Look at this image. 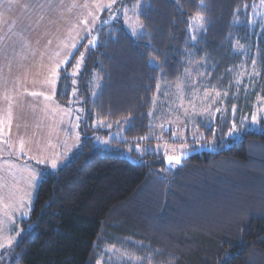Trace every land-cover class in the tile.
<instances>
[{
  "label": "trees",
  "instance_id": "16d2710c",
  "mask_svg": "<svg viewBox=\"0 0 264 264\" xmlns=\"http://www.w3.org/2000/svg\"><path fill=\"white\" fill-rule=\"evenodd\" d=\"M145 1L137 37L120 7L104 14L80 79L83 132L94 120L125 126L126 148L86 138L57 171L40 167L15 264H264V117L261 131L248 125L264 106V32L249 35L234 25L240 8L257 0ZM197 13L206 27L195 35L189 24ZM237 43L259 52L258 76L238 82L253 56L234 53ZM79 55L60 72L55 98L63 106ZM191 59L206 62L210 86L228 94L225 119L202 127L207 141L218 132L224 146L169 168L163 156L131 145L152 133L158 86L180 80ZM233 124L249 131L227 141Z\"/></svg>",
  "mask_w": 264,
  "mask_h": 264
},
{
  "label": "rangeland",
  "instance_id": "374dc122",
  "mask_svg": "<svg viewBox=\"0 0 264 264\" xmlns=\"http://www.w3.org/2000/svg\"><path fill=\"white\" fill-rule=\"evenodd\" d=\"M110 3L111 8L97 7ZM145 3V0H137L133 4L127 0H115V3L112 0H0V264H15L17 261L19 253L13 252V247L23 235L20 222L30 217L41 179L40 167L47 166L52 172L57 171L86 138L104 149L126 148L122 144L126 141L125 126L113 129L105 122L94 120L83 132L80 79L93 47L88 42L91 39L96 41L104 14L120 7L119 14L126 29L137 37L144 31L140 27L139 15ZM137 4L139 8L135 7ZM84 20L88 21L87 25ZM234 25L249 35L262 34L264 0L243 5ZM205 27V22L203 28L194 25L192 32L198 35ZM247 49L240 43L235 45L234 53L246 52L253 56L238 82L245 77L258 76L259 52ZM78 51V61L81 53L84 58L78 71L74 67L68 73L76 83L70 104L63 106L55 98L60 72ZM64 59L68 62L60 64L58 78L53 85L49 82L54 79L52 70ZM205 63L191 59L180 80L158 86L151 111L152 133L141 143L131 145L141 155L150 152L163 156L166 161L168 156L186 154L191 151V146L196 145L197 149L224 146L221 143L225 140H221L218 132L211 141L204 137L205 126H211L217 117L225 119L224 115L229 110L226 103L228 94L210 86L212 75ZM74 71L77 72L75 76L72 75ZM92 84L88 82V85ZM100 88V83L93 85V98ZM33 92L43 95L33 96ZM254 114L257 121L253 123L251 118L248 122L250 127L253 126L250 131H261L263 127L259 123L264 117V106L259 105ZM236 129L231 135L228 133L227 141H238L249 131L248 127L246 130ZM21 140L24 141L23 151ZM114 140L119 144H112ZM127 153H130L129 149ZM33 157L49 163L40 164ZM51 160L58 162L56 169L50 167ZM8 197H20L19 204L13 198L9 207ZM15 204L19 206L15 207ZM114 252L118 251L114 249Z\"/></svg>",
  "mask_w": 264,
  "mask_h": 264
},
{
  "label": "snow or ice",
  "instance_id": "6c2138e0",
  "mask_svg": "<svg viewBox=\"0 0 264 264\" xmlns=\"http://www.w3.org/2000/svg\"><path fill=\"white\" fill-rule=\"evenodd\" d=\"M112 3H115V0H112ZM201 3L203 4V0H201ZM111 6H112L111 3L110 4H107V5H97L98 8H100V7L111 8ZM25 7H27V6H25ZM37 7H39V6L37 5ZM84 7H87V5H84ZM135 7L139 8V4H137ZM125 12H127V9H125ZM91 15H92V13L90 12L89 13V16H91ZM94 19L95 18H93V20ZM191 19H192L193 23L192 24H189V28H193L194 25L199 26L200 28H203L204 22H205V18H204V16L202 14L197 13ZM106 22L107 21H105V23ZM83 23L85 25H87L88 24V21L87 20H84ZM140 27H143V26L140 25ZM135 32H136V29L134 28L133 29V34H135ZM192 39L195 40L196 39V36L193 35L192 36ZM48 43L50 44L51 41H48ZM88 43H89V46H93L94 47L96 42H95L94 39H91V40H89ZM72 47L73 48L76 47L75 43L72 44ZM56 55L58 56L59 55V52H57ZM83 58H84V54L81 53L80 61H78L77 64H76V66H75V68H76L77 71L80 68V63L83 61ZM67 62H68L67 59H64V60L59 61L56 64L55 69L52 70V76L54 77V79H52L51 81H49L50 83H52L53 85L55 84V79L58 78L57 77V70L59 69L60 64H62V63L63 64H66ZM76 74H77V72H75V71L72 73L73 76H75ZM75 83H76V81L73 80V84H75ZM73 94H75V90H74ZM31 95H33V96L43 95V93L33 92V93H31ZM45 99H51V97H45ZM256 121H257V117H256L255 114H253L252 122L253 123H256ZM77 127H78V125H77ZM236 131H237L236 126H235V124H233V127H232V129H231V131H230L229 134L231 135L233 132H236ZM20 147H21V151H23L24 150V141L23 140H21V142H20ZM33 159H37V162L40 163V164L49 163L45 159H38L36 157H33ZM167 159H168V161H169L170 164H172V163L179 164L181 162V157L180 156H168ZM50 167L52 169H56L58 167V162L56 160H51L50 161ZM33 178L35 179V177H33ZM25 214H27V213H25ZM9 243H11V241H9Z\"/></svg>",
  "mask_w": 264,
  "mask_h": 264
},
{
  "label": "water",
  "instance_id": "95a60500",
  "mask_svg": "<svg viewBox=\"0 0 264 264\" xmlns=\"http://www.w3.org/2000/svg\"><path fill=\"white\" fill-rule=\"evenodd\" d=\"M203 152H210V149L203 148V149L191 150V151L187 152L186 154L180 156L181 162L179 164H175V163L170 164L168 159H166L165 163L167 164V166L169 168L173 167L174 165L183 166L185 161H188L191 157H193L197 154L203 153Z\"/></svg>",
  "mask_w": 264,
  "mask_h": 264
},
{
  "label": "crops",
  "instance_id": "0c3cea01",
  "mask_svg": "<svg viewBox=\"0 0 264 264\" xmlns=\"http://www.w3.org/2000/svg\"><path fill=\"white\" fill-rule=\"evenodd\" d=\"M0 198H1V196H0ZM13 198L14 197H8V200H9V204L8 205H9V207H10V203L13 200ZM14 199H15V202H17L19 204L20 197L14 198ZM4 205H6V204H4ZM17 206H19V205L15 204V207H17Z\"/></svg>",
  "mask_w": 264,
  "mask_h": 264
}]
</instances>
